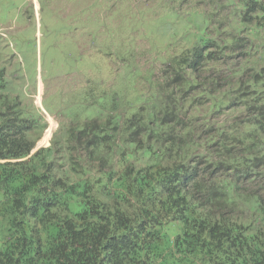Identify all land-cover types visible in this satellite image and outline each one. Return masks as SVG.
<instances>
[{
    "label": "trees",
    "instance_id": "obj_1",
    "mask_svg": "<svg viewBox=\"0 0 264 264\" xmlns=\"http://www.w3.org/2000/svg\"><path fill=\"white\" fill-rule=\"evenodd\" d=\"M246 2L136 111L35 153L0 69V264H264V0Z\"/></svg>",
    "mask_w": 264,
    "mask_h": 264
},
{
    "label": "rangeland",
    "instance_id": "obj_2",
    "mask_svg": "<svg viewBox=\"0 0 264 264\" xmlns=\"http://www.w3.org/2000/svg\"><path fill=\"white\" fill-rule=\"evenodd\" d=\"M246 3L0 0L5 93L20 100L25 117L39 121L33 140L37 149L47 147L49 130L51 139H61L72 129L100 124L111 109L136 111L139 94L159 79L163 60L201 43L229 13L242 17Z\"/></svg>",
    "mask_w": 264,
    "mask_h": 264
},
{
    "label": "clouds",
    "instance_id": "obj_3",
    "mask_svg": "<svg viewBox=\"0 0 264 264\" xmlns=\"http://www.w3.org/2000/svg\"><path fill=\"white\" fill-rule=\"evenodd\" d=\"M50 134H51V130H49V133H48V135H47V136H49V139H48L49 141L47 140L46 143L50 142V144H49L47 147H49V146L51 145V142H52L53 140H55V139H51V138H50ZM64 137H65V136H64ZM64 137H63V138H64ZM50 140H51V141H50ZM41 148H43V147H41ZM39 149H40V148L37 149V143H36V148L34 149L33 153H35V152L38 151ZM33 153H32V154H33Z\"/></svg>",
    "mask_w": 264,
    "mask_h": 264
}]
</instances>
